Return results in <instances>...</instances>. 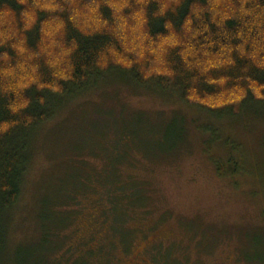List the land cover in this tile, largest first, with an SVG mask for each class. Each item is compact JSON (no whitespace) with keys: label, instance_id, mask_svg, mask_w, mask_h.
Masks as SVG:
<instances>
[{"label":"trees","instance_id":"1","mask_svg":"<svg viewBox=\"0 0 264 264\" xmlns=\"http://www.w3.org/2000/svg\"><path fill=\"white\" fill-rule=\"evenodd\" d=\"M261 62L264 0H0V254L35 137L66 103L116 76L174 96L209 120L255 115L254 109L264 110ZM135 128L126 133L125 156H131L135 133L146 156L172 153L185 140L176 119L154 141L141 124ZM120 151L106 150L101 171L85 169L88 159L81 157L65 173L62 188L56 182L52 195H45L38 213L42 250H51L59 230L85 214V201L111 234L112 248L129 247L134 232L126 227L148 214L151 197L144 182L121 173ZM228 163L236 173L242 169L234 158ZM221 165L217 171L224 173ZM165 255L158 262L172 264ZM94 262L82 257L74 264Z\"/></svg>","mask_w":264,"mask_h":264},{"label":"rangeland","instance_id":"2","mask_svg":"<svg viewBox=\"0 0 264 264\" xmlns=\"http://www.w3.org/2000/svg\"><path fill=\"white\" fill-rule=\"evenodd\" d=\"M254 110L209 120L169 94L116 76L105 79L66 103L35 137L21 196L7 217L0 264H74L82 257L96 264H162L159 258L168 252L172 264H264V110ZM174 119L185 139L177 150L146 156L135 133L137 139H129L135 142L132 157L124 155L130 146L126 133L131 136L136 124L154 141ZM110 148L122 151L121 173L144 182L151 197L148 214L126 227L134 232L131 244L112 248L111 234L85 201V214L59 230L51 250H42L40 202L56 182L62 188L65 173L81 157L88 159L85 169L105 170ZM230 158L242 166L237 173Z\"/></svg>","mask_w":264,"mask_h":264},{"label":"clouds","instance_id":"3","mask_svg":"<svg viewBox=\"0 0 264 264\" xmlns=\"http://www.w3.org/2000/svg\"><path fill=\"white\" fill-rule=\"evenodd\" d=\"M22 2H23V0H22ZM250 14V13H249ZM239 51H240V53L242 54V55H247V52L245 51V49L243 48V47H241L240 49H239ZM114 55H115V53H113ZM257 55H258V53H256V54H253V56L251 57L253 60H255L256 59V57H257ZM118 63H125V61H123V60H119L118 61ZM126 66H128V67H131V65L130 64H128V65H126ZM215 65H213V67H214ZM260 66L261 67H264V62H261V64H260ZM256 94H257V96L259 97V95H260V92H259V90H256ZM25 107H26V105H25Z\"/></svg>","mask_w":264,"mask_h":264}]
</instances>
